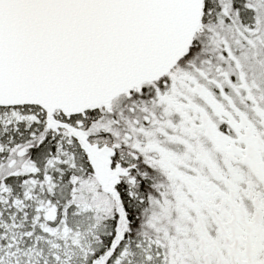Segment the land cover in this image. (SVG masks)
<instances>
[{"label": "snow or ice", "instance_id": "6c2138e0", "mask_svg": "<svg viewBox=\"0 0 264 264\" xmlns=\"http://www.w3.org/2000/svg\"><path fill=\"white\" fill-rule=\"evenodd\" d=\"M0 264H264V0H0Z\"/></svg>", "mask_w": 264, "mask_h": 264}]
</instances>
